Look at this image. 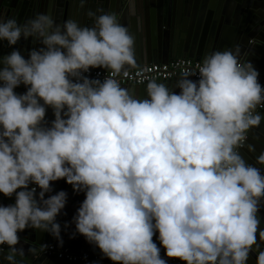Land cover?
Returning a JSON list of instances; mask_svg holds the SVG:
<instances>
[{"label":"clouds","instance_id":"1","mask_svg":"<svg viewBox=\"0 0 264 264\" xmlns=\"http://www.w3.org/2000/svg\"><path fill=\"white\" fill-rule=\"evenodd\" d=\"M96 11L86 12L91 26L57 24L49 12L0 19V41L40 45L27 58L19 50L0 57V194L15 196L0 205L5 264H28L17 247L27 228L62 246L56 218L67 193L46 196L59 180L84 194L73 235L114 264H167L155 233L164 255L184 264H246L254 249L264 264V171L239 151L264 120L258 71L236 43L206 53L174 88L149 80L145 95H134L114 78L136 63L134 36L115 13ZM96 68L108 75L89 78ZM21 85L26 91L15 92ZM255 161L264 166V151Z\"/></svg>","mask_w":264,"mask_h":264},{"label":"water","instance_id":"2","mask_svg":"<svg viewBox=\"0 0 264 264\" xmlns=\"http://www.w3.org/2000/svg\"><path fill=\"white\" fill-rule=\"evenodd\" d=\"M93 2H96L95 4ZM225 5L223 6V4ZM79 0H0V19L15 17L18 22L24 21L36 13L49 12L53 15L55 22L61 24L68 18L75 19L81 25L87 23L92 25V20L86 16V12L91 10L99 15L96 10L102 9L105 12L115 13L117 20L128 28L134 36V52L136 63L126 70L142 68L156 62H168L171 58L191 59L200 62L202 57L212 50H222L238 43L241 46V60H250L252 57H260L264 53V0H86V7H78ZM134 3H136L137 17L131 20L129 15L134 12ZM144 4L141 9L140 5ZM223 7V8H222ZM167 8L171 13L170 25H162L164 29V39L157 43V32L159 29V10ZM86 18V21L84 20ZM132 24V25H131ZM233 27V34L225 36L227 26ZM223 26H225L223 28ZM148 34L150 38L148 39ZM227 38V39H226ZM40 45L34 44L31 39L21 40L15 46H9L6 41H0V57L9 54L13 50H19L25 58L27 53L34 47ZM3 65L0 64V68ZM259 83H264V66L259 68ZM180 78V77H178ZM178 78H173L163 83L169 88H174ZM145 85L142 86H122L137 96L145 95ZM17 93H23V90H14ZM178 91V89H175ZM264 116V109L259 112ZM54 119L52 110L46 112V120L49 122ZM257 138L259 146L254 153H249L243 146L239 151L249 157V164L256 165L255 157L264 151V120L258 128L250 130L246 143H250L253 138ZM244 144V145H245ZM52 193L58 191L67 193V203L65 209L57 216V222L61 226V238L63 240L60 246L56 239L49 233L34 230L25 242L19 243L17 247H23L27 256L28 264L35 259L28 254V248L32 245L39 247L46 243H54L61 249H73L77 253H90L102 256L109 260L94 245L89 244L86 239L79 234L73 235L75 227L71 223L73 210L78 208L84 199L83 193H75L71 185L64 180L51 182ZM15 196L8 198L0 194V205L14 204ZM69 227L65 229V223ZM19 236V234H18ZM158 233L153 236V241L160 247V255L167 261L170 258L164 255V249L157 239ZM19 242L20 241L19 239ZM5 252L7 246H4ZM252 254V252H250ZM253 256V255H252ZM42 262L47 260L46 264H100V263H79L59 260L56 257L41 256ZM255 261V257L253 258ZM0 264H5L3 254H0ZM41 264V263H40ZM184 264V263H183ZM246 264H254L251 260Z\"/></svg>","mask_w":264,"mask_h":264},{"label":"built area","instance_id":"3","mask_svg":"<svg viewBox=\"0 0 264 264\" xmlns=\"http://www.w3.org/2000/svg\"><path fill=\"white\" fill-rule=\"evenodd\" d=\"M125 1V0H122ZM197 62L190 59H174L165 64H149L142 68H136L132 70H126L125 75H116L115 79L119 81L121 86H142L147 84L149 80H155L156 82L167 81L173 78H178L184 72H197ZM86 75L89 78L103 79L108 75L107 71L104 69L96 68L90 69L89 73ZM195 79V77H193ZM264 86V83L263 85ZM25 87L21 85L15 90H23ZM264 109V104L257 106L256 112H260ZM245 144V142H244ZM240 147V149L244 146ZM264 171V166L260 167ZM46 245V250L42 253L44 256L56 257L59 260H64L67 262H79V263H101L102 261L97 256H92L89 254H74L68 250H58L53 245ZM6 246V245H5ZM111 264L113 262H110ZM184 262L178 259L170 258L168 264H183Z\"/></svg>","mask_w":264,"mask_h":264},{"label":"crops","instance_id":"4","mask_svg":"<svg viewBox=\"0 0 264 264\" xmlns=\"http://www.w3.org/2000/svg\"><path fill=\"white\" fill-rule=\"evenodd\" d=\"M93 3L95 4L96 2H93ZM224 5H225V3L223 4V6ZM140 7H141V9H143L144 8V4L143 5L141 4ZM133 8H134V12L131 13V15H129V18L131 20L132 19L135 20V18L137 17V12L138 11L136 9V3H134V7ZM159 14H160L159 15V21H158L159 29H158V32H157L156 39H157V43L159 42V44H160L162 42V39H164V29H163L162 25H163V23L164 24L166 23V24L170 25L171 13H170V11L167 8H164V10H163V8H160ZM84 20L86 21V18H84ZM84 25H87V23H85ZM224 27L225 26H223V28ZM231 28L233 29V27H230V25H228L227 29H226V31L224 33V35L227 36V38H228V36H231L233 34V30ZM148 36H149L148 37V39H149L150 38V34H148ZM261 55L262 56H260V57H255L254 56V57H252V59L249 60L253 64V66H254V68L256 70H258L259 68L264 66V53H262ZM174 59L175 58H171L168 62H170V61H172ZM192 61H194V60H192ZM168 62H156V63L157 64H165V63H168ZM197 63H199V62H197ZM152 64H155V63H152ZM250 140H251L250 143L254 144L255 148L259 146V142H258L257 138H255V139L253 138V139H250ZM243 157H244V159L247 162L250 161L249 157H247L245 154L243 155ZM76 210H77V208H75L73 210V215H75ZM258 216H259V218L261 220V224L259 225V227L260 228H264V206L261 207V209H260V211L258 213ZM32 233H34V229H31V228H27L23 232H19L18 233L19 234V239H20V241H22V242H19V243L25 242V239L30 237ZM257 243L259 244V249L258 250H264V241H259V237L258 236H257ZM44 244L53 245L58 250H68V251H70V252H72L74 254H89V255H92V256H97L102 261L100 264H111L110 262H112L111 260H107V259L103 258L102 256H100V254L99 255H94V254L84 253V252L77 253V252H74L73 249H61L54 243H46L45 242ZM158 248H160V247H158ZM251 252H252V254L251 253L249 254L248 260H251L252 263L254 262V264H256L257 253H256L255 249L253 251H251ZM41 256H44V255L41 253L38 257H34L35 260L33 262H31L30 264H40V263L41 264H46L48 259H45V261L42 262V257ZM254 257H255V261L253 259ZM112 264H114V262Z\"/></svg>","mask_w":264,"mask_h":264}]
</instances>
